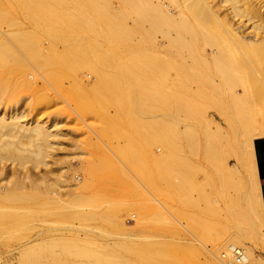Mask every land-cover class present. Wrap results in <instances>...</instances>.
Listing matches in <instances>:
<instances>
[{
  "label": "rangeland",
  "instance_id": "374dc122",
  "mask_svg": "<svg viewBox=\"0 0 264 264\" xmlns=\"http://www.w3.org/2000/svg\"><path fill=\"white\" fill-rule=\"evenodd\" d=\"M123 1L0 0V9L3 10L0 12V16L3 15V22L0 21L2 22L0 41H3V46L0 42V50L2 49L0 53L4 52L0 57V115L12 116L21 112L26 115V122L32 123L33 120L44 122L53 133L50 138L51 148L39 168L34 165L33 167L31 162H28L29 164L26 163L24 166H27L24 168L25 170H22L20 166L17 167L19 165L17 162L12 166L8 161L4 162L9 167L6 166L7 178L0 177V186L8 183L11 186L10 195L13 194V196L9 197V200L8 197L5 198L6 200L0 197V220L2 221H0L2 223L0 228L4 231L0 229V264H18L19 252L29 243L38 246L35 247L38 254L28 264H209L211 253L223 252L221 257L225 254L223 250L227 244L225 245L224 241L232 235V232H235V225H237V223H233L232 218L237 214L236 211L244 209L241 205H244L242 196H245L249 190L248 185L245 184L247 178H231L229 184L227 181L230 182V179L224 178L223 180L227 182L225 186L220 184V178H207L206 167L209 174L214 173V170L208 166L203 156V129L199 117L193 116L194 118L191 117V120L182 111V113L177 111L180 110L177 109L180 106L179 100L183 98L180 92L182 94L185 92L183 94L185 97V94L196 91L199 86L196 83H183L186 77L184 74L187 75L188 72L184 63L186 54H182L183 51L178 52V50L166 47V45H170L168 41H165L168 40L166 37H161L164 36L162 33L154 34L150 38L145 35L147 43L146 49L142 51L144 53L136 50V37H133L128 48H118V50L114 49L115 51L108 49L103 43V39H98L97 48L95 50L87 49L86 53L90 55L84 53V55H88L89 60L87 59L77 66L73 58L70 57L68 66L64 68L68 76L54 81L52 91H49L51 88L42 81H39L37 87L32 91L19 85L30 73L31 65L10 55L9 51L12 48L9 46L13 44L4 43L3 34L10 37L11 33L16 30L18 33V29H22L20 32L31 29L33 31L31 22L34 20H39V22L50 19L74 21L86 18L95 20V23L101 25L102 14L106 10L109 16L115 19L129 12L123 18L126 19L127 26L133 28L134 21L138 19L137 13L141 12L140 1L133 0L134 7L124 6L125 2ZM136 8L139 9L138 12ZM97 25L96 32L98 33L96 35L100 38L102 27L100 28L99 25L97 28ZM144 27L149 30V25L145 24ZM68 30L67 34L69 33L68 35L73 38L76 28L70 27ZM35 32L34 42H32L33 39L31 40V51L41 52L45 47L51 45L54 32L47 28H39ZM6 41L12 40L9 38ZM7 44L9 45L7 46ZM64 49L63 45H58L59 51L62 52ZM141 53L148 59V65L155 63L158 68L153 71L145 70L144 73L138 70L135 72L137 73L136 81L128 84L124 81L128 73L125 66L129 61H137ZM180 54L185 58L183 62ZM109 57L110 61L105 63L104 59ZM56 64L57 66H55ZM56 64L50 62V65H47L51 72H59L61 65ZM191 71L193 75L197 76L198 70L197 72L194 69ZM95 73L115 74L119 80L107 83L99 82L94 76ZM141 81L147 83V90L136 84ZM178 85L181 86V91L177 89ZM183 85L187 87L190 85L193 88L191 87L192 90H190L188 87V90L184 87V89ZM195 87L197 88L195 89ZM155 92L160 93V96ZM163 94L165 98H168L165 99ZM172 95L178 96L176 98L179 100L175 99V101L179 105L174 102ZM113 97L120 99L132 97L137 101L140 98L139 103L144 102L146 109L139 112L137 110L140 107L138 103L135 105V107L139 106L136 107L135 112L130 111L131 113H129L127 110L125 112V109L123 110L121 107L119 109V106L110 101ZM167 100H171V102L168 103ZM170 107L172 109H169ZM174 108L177 109L175 110L176 114ZM213 113L215 112H211L209 116L211 117ZM167 115H171L169 118L174 119V121H170L171 123L180 121L174 124L180 132L188 127L195 129L192 135L195 138L192 137L194 140L190 141L191 144L189 143V146H194L193 150L196 152L191 151L192 163L199 168L198 178H195V181L200 182L198 186L206 188L205 191L209 196L208 203L210 202L212 205L210 203L204 205L206 203L199 200V192L193 191L191 192L193 201H199L195 202L197 206L194 204L193 208L191 204L187 203L184 194L174 187V179L178 180L179 178H169L168 181H163L160 178H153V176L148 178L150 175L147 176L148 173H146L144 178L141 176L138 178L141 182L140 186L133 184V174L136 173H133L131 164L141 166L142 163L145 165V161L139 157L137 159L122 158L118 151H121L127 145V141L131 139L130 141L134 142L137 148L141 146L147 155L151 150L157 155L162 154L163 147L153 140L156 134L155 129L154 127L148 129L150 127L148 125L156 126L160 121L170 120ZM215 115L217 114L215 113ZM186 117L188 118L185 119ZM219 119V117L216 119V123H220ZM188 121H191V124ZM145 125L148 126L145 128L147 134L144 129H141ZM225 126H227L226 123ZM179 142L182 146H179L180 148L187 149L184 140ZM223 145L226 146L227 142L224 141ZM262 146L264 147V144ZM235 149L237 150V148ZM138 150L144 154L143 150L141 151L139 148ZM241 150L243 149L241 148ZM147 155L144 160H149ZM132 160H135V163ZM136 160L143 162L140 161L141 164H137ZM148 160H146V164L148 163L149 166ZM226 160L229 169L230 167L234 168L237 164L233 157L228 156ZM94 167L97 169L91 170ZM15 168L17 169L15 176L29 173L34 178H14ZM79 179H82L83 182L79 183ZM259 179L264 188V180ZM234 183H240L239 188H237L238 184ZM74 184H79L77 190H73L72 185ZM205 184L206 186H204ZM227 184L235 186L231 187L230 185V188ZM205 191L203 192L205 193ZM220 193L223 196L222 200L219 197ZM95 198L100 201L93 203L91 200ZM234 198L239 201L236 202V199L234 201L236 204L232 205L231 199L234 200ZM229 203L232 205L231 209H235L233 206L237 207L242 203L240 209L238 207V210L235 209L236 214L232 213L233 217L229 212ZM216 204L218 207L220 206L219 210L218 207L216 208ZM93 208L99 210L102 215L98 222H95L93 218L92 220L88 219L92 216L89 217L87 214L90 215ZM236 217L234 218L238 219V215ZM136 219L144 220V222L137 230L139 236L132 246L133 249L115 247L121 242L118 230L122 226L121 223L133 226ZM233 228L234 230H232ZM247 230L250 231L246 232L247 235L250 233L252 239L250 240L247 238L249 236H246L250 240L245 239L246 244L256 250L264 261V228H251L247 225ZM220 240H224L223 243H218ZM59 243L70 245L71 251L83 250L82 248L85 247L91 248L97 254L96 259L87 258L81 254L65 256L62 248L56 246ZM238 248L244 252L242 247ZM232 264H234V260H232Z\"/></svg>",
  "mask_w": 264,
  "mask_h": 264
},
{
  "label": "bare ground",
  "instance_id": "6f19581e",
  "mask_svg": "<svg viewBox=\"0 0 264 264\" xmlns=\"http://www.w3.org/2000/svg\"><path fill=\"white\" fill-rule=\"evenodd\" d=\"M139 1V9L141 12L139 13V9L136 8L138 9V19L134 21L135 26L133 28H129L126 24V19L123 18V16L129 12H126L125 15L123 14L121 17L115 19L111 18L106 10L104 11L105 16L102 14L101 25L99 23H95V20H89L86 18L82 20L76 19L74 21L50 19L44 22H39V20H34L31 22L34 28L33 31L30 28L31 30L29 31L20 32L22 29H18V33L17 30L16 32L14 31L15 34L14 32H10V37L9 35L3 34V38L5 39L4 43L8 42L9 44H13V47L9 46L12 48V50L9 51L11 53L10 55L16 57L19 61H26L31 65L30 73L23 81L20 82L19 85L28 91H32L35 87H37L39 81H42L45 85L51 88L49 91H52L53 82L57 79H62L67 75L64 68L68 66L70 57L73 58L75 65H81L88 59V55H84V53L89 54L86 53L88 52L87 49L95 50L97 48L98 39H103L102 41L108 49L118 50V48H128L130 46V42L133 41V37H136V50L142 52L146 49L147 39L145 35L150 38L154 36V34L156 35L158 33H162L164 36L161 37H166L168 40L165 41H168V44L170 45H166V47L178 50V52L183 51V53H181L186 54V59L182 57L181 54L180 55L181 58H183L182 62L185 59L184 63L188 72L185 70L187 72V75L184 74L186 76H184L185 79L183 80L181 78L182 76L180 79L183 80V83H196L199 86L198 89L195 87L196 91H191L188 92V94H185V97L183 95L185 92L183 94L180 92L183 96L180 100L177 99V95V98L174 97L175 95H172V99H174V102L177 100L180 101V106L177 108L180 110L174 108V112L175 110L179 112L182 111L186 116L190 117V119L191 117L194 118L193 116L196 115L199 117V121L201 122L200 125L202 124L201 126L203 129V156L208 166L214 170V173L212 172V174H209V170L206 167L207 178H220L219 181L221 180L220 184L222 183V186H225V183L227 182L228 184L231 183V178H247L245 184L249 187L248 193L245 196H242L243 199L241 198L244 201V205L242 203V205L238 204L240 202L237 203V207L239 209L240 205L244 207L243 211H241L242 209L236 211V214L235 209H237V207L233 206L235 209H231V206L236 204L234 201L240 195L237 196V198H234V200L231 199L232 205L229 203L230 214L232 217L233 214H236L234 217L238 215V219H236L237 217L232 218L233 223H237V225H235V232H232V235L228 236L227 240L225 239L226 241L222 240L226 242L224 243L225 245L227 244V247L225 246L223 250L225 251V254L221 257L220 255L223 252H217V254L211 253L212 256L209 259L210 263L209 261L208 263L232 264L234 256L231 253V248L237 250L239 249L238 247H242L244 252L243 250L241 251L244 254L245 264H264V261L257 254L256 250L252 249L245 242V239L250 238V233H248V235L246 233L250 232L248 231L249 229L247 230V225L248 227L251 226V228H264V188L261 180L259 179L261 178L259 165L264 158V147L262 146V144H264V0ZM123 2H125L124 6L134 7L133 0H124ZM2 11L3 10L0 12ZM2 16H0V21L3 20ZM96 21L100 22L98 20ZM2 22H0V25ZM40 23L44 24L42 25ZM97 24L100 25V28L102 27V33L100 32L102 35L100 38L96 35V33H98L96 32ZM145 24L149 25V30L145 29ZM99 25H97V28ZM70 27L76 28V33L73 38L68 35L69 33L67 34ZM39 28H47L48 30L53 31L54 36L49 47H45L43 50L40 49L41 52H33L31 51L32 42H34L33 37L35 36V31ZM8 37L12 41H6L9 40ZM32 39L33 41L31 42ZM0 42L2 44L3 41ZM9 44H7V46ZM59 44L65 47L62 52L58 50ZM142 53L140 54V57H138L137 61H129L125 66L128 73L125 77L126 80H123L128 84L132 81H136L137 73L135 72H138V70L143 72L148 69H151L152 71L157 70L158 68V65L155 63H150L149 66L148 59ZM3 54L4 52L0 53V57H2ZM92 54L94 55L93 52ZM104 60L105 63H107L110 61V57L105 58ZM50 62L55 64L59 63L61 65L59 72L50 71L47 66L50 65ZM184 63L182 67L184 66ZM59 64L58 66H60ZM55 66H57V64ZM193 69L196 72L198 70V74L195 73L197 76L191 73V70ZM90 71L92 72V70ZM94 76L96 80L103 83L112 82L118 79V76L115 74L105 75L95 73ZM136 84H138L141 88H148L145 81L137 82ZM178 86L179 88L176 86H174V88L176 87L181 91V86ZM184 87H186V89L189 87L190 90H192V86L190 87V85L188 87L183 85V88ZM146 90L144 89V91ZM170 93L172 92L170 91ZM155 94L159 95L160 93L158 94V92H155ZM162 96L164 97L165 95L163 94ZM110 101L116 106H119V109L122 108L123 110L125 109V112L127 110L131 113L130 111L135 112L136 107H139H135V105H138L140 98L139 101H137L132 97H122V99L113 97ZM169 102H171V100L168 101V103ZM171 104L169 105L173 106ZM139 105L140 107L137 109L139 112L140 110L146 109L144 108V102L141 101ZM167 107L169 106L167 105ZM169 109L172 108L170 107ZM211 112H215L218 116L213 113L210 117L209 114ZM167 116L168 119H170L166 120L167 123L160 121L156 124V126L154 124L148 125L150 126L148 129L153 127L155 129L156 134L153 137V140H155L156 144H160L163 147L164 151L162 154L157 155L151 150V152L148 151L147 155V152L141 146H138L141 151H144V154L146 152L144 155L140 152V150H138L137 145L130 141L131 139L127 141V145H125L121 151H118V154L122 156V158L129 157L130 159H137V157H139L143 158L142 160L145 161L146 166L142 165L144 163L141 164V162H143L141 160H139V162L136 160L137 164L140 163L141 166L131 164L133 173H136H132L134 176V180L132 182L135 186H140L139 184L141 182L138 178H140V176L141 178H144V174L146 173H148L146 174L147 176L150 175L148 178L153 176V178H160L163 181H168L169 178H179L178 180L174 179V187L177 191L179 190L184 194L185 199L188 201L187 203L193 206L199 202L193 201L194 199L191 197V192L198 191L200 196L199 200L205 202L206 204L204 205H207L210 203H208L209 196L205 191L206 188L204 189L203 186H198L200 182H197L198 180L195 181V178H198L199 168L192 163L190 156L192 155L191 151L196 153L195 150H193L194 146H189L192 143L190 141H193L195 138V136H192L195 130L191 127L193 124L190 126L191 129L188 125H186L188 128L180 132L178 128L176 129V125H174L180 121L171 123L170 121H174V119L169 118L171 115ZM218 117L220 118V121H218L220 123H216V119ZM177 119L179 120V118ZM188 122L191 124V121ZM188 122L185 123L188 124ZM225 123L227 125L225 126L226 128L224 127ZM45 124L46 123L44 122L34 120L32 123L26 122V115L21 112L18 114L15 113L12 116L0 115V177L7 178L6 176L8 170L6 168L7 165L5 164V161L11 163V166L16 162L17 164L19 163L17 167L20 166L22 170L27 167L24 166L26 163L29 164L28 162H31V165H34L36 168H39V166H41L40 164H43V161L48 155V150L51 148L50 138L53 134L50 128H48ZM148 126L145 125V127H141V129H144L145 131V128ZM138 128L141 131L140 126ZM183 140L187 144V149L179 147L181 146V142L179 141ZM224 141L227 142L226 146L228 149H226L227 147L223 145ZM235 148H237V150ZM238 148H240V150H238ZM241 148L243 150H241ZM146 155L149 156V160H144ZM228 156L236 159L237 164L234 168L230 167L229 169L226 160ZM146 160L149 161V166L147 165L148 163L146 164ZM132 161L135 163V160ZM96 169L97 168L94 167L91 170L95 171ZM13 173L14 178H34L29 173H25L23 176H15V174H17L16 168ZM224 178H229L230 182H225V180H223ZM82 182V179H79V183ZM228 184L227 186L230 187L231 184ZM234 184H238L237 188H239L238 186L240 183ZM78 186L79 184L72 185L73 190H77ZM204 186H206V184ZM233 186L235 185L232 184L231 187ZM237 188L234 187V189ZM10 189L11 186H9L8 183L7 185L0 186V197L3 199L8 197L7 199L9 200L13 196V194L10 195ZM203 191H205L206 194ZM182 193L181 195H183ZM219 197L221 200L223 199L222 193H220ZM95 199L91 201H93V203H98V201H100L97 200V198ZM242 200L241 202H243ZM237 201H239V199H237L236 202ZM200 203L198 204L199 206ZM216 205L217 208L218 204ZM194 207L195 206H193V208ZM210 207L211 206L209 205V208ZM219 208L220 206L218 207V210ZM93 209L94 210L90 212V215L87 214L89 217L92 216L88 219L92 220L93 218L95 222H98L101 220L102 215L99 210L96 208ZM1 222L0 224H2ZM143 222L144 220L136 219L133 226H127L124 222L123 224L121 223L122 226L118 228L120 231L121 242L115 247L120 246L128 249L132 248L138 240L139 235H137V230ZM0 229L2 230V228ZM232 230H234V228ZM246 236L249 237L246 238ZM251 239L252 238H250V240ZM222 241L220 240L218 243H221ZM56 246L60 249L62 248L61 250L65 256L81 254L92 259H96L97 256L96 252L88 247L82 248L83 250L71 251L69 249L71 247L70 245L59 243L56 244ZM35 247L38 246L35 244L32 245V243H29L28 246L24 247L23 250L19 252L20 260L18 264L30 263L38 254ZM88 255H90V257H88Z\"/></svg>",
  "mask_w": 264,
  "mask_h": 264
},
{
  "label": "built area",
  "instance_id": "2783aa9c",
  "mask_svg": "<svg viewBox=\"0 0 264 264\" xmlns=\"http://www.w3.org/2000/svg\"><path fill=\"white\" fill-rule=\"evenodd\" d=\"M231 253L234 256V264H245L244 254L241 249L231 248Z\"/></svg>",
  "mask_w": 264,
  "mask_h": 264
},
{
  "label": "water",
  "instance_id": "95a60500",
  "mask_svg": "<svg viewBox=\"0 0 264 264\" xmlns=\"http://www.w3.org/2000/svg\"><path fill=\"white\" fill-rule=\"evenodd\" d=\"M259 168L261 172V179L264 180V161L260 163Z\"/></svg>",
  "mask_w": 264,
  "mask_h": 264
}]
</instances>
